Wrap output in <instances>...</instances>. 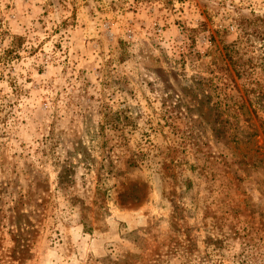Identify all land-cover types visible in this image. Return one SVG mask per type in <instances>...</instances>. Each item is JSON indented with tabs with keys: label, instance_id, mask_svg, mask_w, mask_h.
<instances>
[{
	"label": "rangeland",
	"instance_id": "obj_1",
	"mask_svg": "<svg viewBox=\"0 0 264 264\" xmlns=\"http://www.w3.org/2000/svg\"><path fill=\"white\" fill-rule=\"evenodd\" d=\"M0 264H264V0H0Z\"/></svg>",
	"mask_w": 264,
	"mask_h": 264
}]
</instances>
